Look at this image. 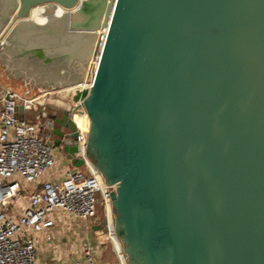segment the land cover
<instances>
[{
	"label": "water",
	"instance_id": "obj_1",
	"mask_svg": "<svg viewBox=\"0 0 264 264\" xmlns=\"http://www.w3.org/2000/svg\"><path fill=\"white\" fill-rule=\"evenodd\" d=\"M0 74L63 97L91 80L73 100L118 214L94 230L129 264H264V0H0Z\"/></svg>",
	"mask_w": 264,
	"mask_h": 264
},
{
	"label": "built area",
	"instance_id": "obj_2",
	"mask_svg": "<svg viewBox=\"0 0 264 264\" xmlns=\"http://www.w3.org/2000/svg\"><path fill=\"white\" fill-rule=\"evenodd\" d=\"M91 87L88 80L67 89L71 91L69 118L77 133V158L83 160V165L68 166L58 183L47 177L56 166L54 144L42 137L39 122L26 116L46 102L50 92L32 97L12 86L0 89V264H39L42 233L53 228L60 220L57 218L65 215L91 221L96 217L100 198L109 211L114 188L106 184L88 155L91 120L84 100H73L77 91ZM30 187L27 203L19 205V210L14 203ZM111 219L108 213V227ZM73 264H100L94 245L86 243Z\"/></svg>",
	"mask_w": 264,
	"mask_h": 264
},
{
	"label": "rangeland",
	"instance_id": "obj_3",
	"mask_svg": "<svg viewBox=\"0 0 264 264\" xmlns=\"http://www.w3.org/2000/svg\"><path fill=\"white\" fill-rule=\"evenodd\" d=\"M0 79L2 76L0 74ZM11 87L9 82H0V89ZM12 88L16 91L24 90L28 95L37 97L44 91L49 90H30L28 89V83L19 85ZM50 100H54L48 109V114L51 115L53 110L57 112V115H62V109L57 105L58 102H62L69 107V99L71 97V91L66 90V94L63 97L60 93L49 91ZM49 99V98H48ZM57 147H54L55 154L57 153ZM108 205L109 211L105 207L103 198L99 199L98 211L96 217L91 221L75 220L68 216H61L57 224L42 233L41 250L39 251V264H58L67 263L73 264L76 259L77 253H81V249L86 243L94 245V253L97 256V260L100 264H123L120 256L116 251L115 242L111 233H102L98 230H94L96 223L102 224L107 218V214H111L112 219H115L118 214L116 213L112 200ZM112 219L110 220L112 224ZM117 238V237H116ZM120 248L124 251V246L120 239H118ZM39 248V249H40ZM122 251V252H123ZM124 253V252H123ZM125 254V253H124ZM125 262L127 264L126 258Z\"/></svg>",
	"mask_w": 264,
	"mask_h": 264
},
{
	"label": "crops",
	"instance_id": "obj_4",
	"mask_svg": "<svg viewBox=\"0 0 264 264\" xmlns=\"http://www.w3.org/2000/svg\"><path fill=\"white\" fill-rule=\"evenodd\" d=\"M50 96L51 97H49V94H48V96H46V102L38 105L37 108L35 109V111L26 113V116L31 121L39 122L40 128H41L42 137L46 141H49L50 143H53V141L57 137H56L55 133L52 132V128L50 127L51 123L54 122V118H55V117H53V113H51V115L48 114V109L51 106V104H49L48 102H49L50 98H52V95H50ZM53 112H55V111L53 110ZM58 116H60V115H58ZM54 147L56 148L57 146L54 145ZM56 151H57V153L55 154L56 166L48 174L47 177L51 181H53L55 183H58V182H60L63 179V171H64V169H66L68 166H74V165H72L66 159V156H65L64 152L62 151V149L60 147H57ZM31 189L32 188L30 187L25 192H23L22 199L18 200L17 201L18 203L17 202L14 203V204H17V207L19 208V210L21 208L20 207L21 205H24L25 203H27L28 191H30ZM40 250H41V248L39 249V251ZM38 258H39V255H38Z\"/></svg>",
	"mask_w": 264,
	"mask_h": 264
},
{
	"label": "bare ground",
	"instance_id": "obj_5",
	"mask_svg": "<svg viewBox=\"0 0 264 264\" xmlns=\"http://www.w3.org/2000/svg\"><path fill=\"white\" fill-rule=\"evenodd\" d=\"M110 216H111V214H110ZM111 218H112V217H111ZM110 228H112V224H111V223H110ZM111 234L113 235V240H114V242H115V246H116L115 249H116L118 255L120 256V258H121L123 264H126L125 259H124V256H123V253H122V250H121V248H120V245H119V243H118V240H117V238H116L114 232L112 231Z\"/></svg>",
	"mask_w": 264,
	"mask_h": 264
},
{
	"label": "flooded vegetation",
	"instance_id": "obj_6",
	"mask_svg": "<svg viewBox=\"0 0 264 264\" xmlns=\"http://www.w3.org/2000/svg\"><path fill=\"white\" fill-rule=\"evenodd\" d=\"M104 221H105V222L102 223V225H105V223L107 222L106 220H104ZM107 224H108V222H107ZM112 225L115 226V222L113 221V219H112ZM120 241H121V240H120ZM122 245L124 246V248L126 247V244L123 243V242H122ZM127 264H129V263L127 262Z\"/></svg>",
	"mask_w": 264,
	"mask_h": 264
}]
</instances>
